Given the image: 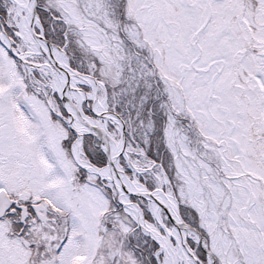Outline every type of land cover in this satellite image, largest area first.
<instances>
[{
  "label": "snow or ice",
  "instance_id": "snow-or-ice-1",
  "mask_svg": "<svg viewBox=\"0 0 264 264\" xmlns=\"http://www.w3.org/2000/svg\"><path fill=\"white\" fill-rule=\"evenodd\" d=\"M0 264H264V0H0Z\"/></svg>",
  "mask_w": 264,
  "mask_h": 264
}]
</instances>
